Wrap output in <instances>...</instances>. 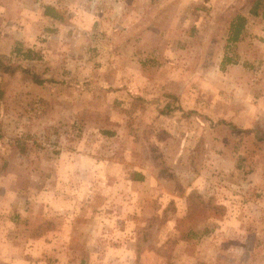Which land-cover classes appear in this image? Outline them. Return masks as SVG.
Instances as JSON below:
<instances>
[{"label": "rangeland", "instance_id": "374dc122", "mask_svg": "<svg viewBox=\"0 0 264 264\" xmlns=\"http://www.w3.org/2000/svg\"><path fill=\"white\" fill-rule=\"evenodd\" d=\"M263 12L0 0V264H264Z\"/></svg>", "mask_w": 264, "mask_h": 264}, {"label": "trees", "instance_id": "16d2710c", "mask_svg": "<svg viewBox=\"0 0 264 264\" xmlns=\"http://www.w3.org/2000/svg\"><path fill=\"white\" fill-rule=\"evenodd\" d=\"M257 3L258 2H256V4ZM257 6L258 5H254V7L252 9V15H254V16L257 15V13H256ZM49 9L50 8H48V7L46 8V10L44 12V16H51L50 13H49V11H50ZM262 18L264 19V12L262 14ZM245 23H246V20L242 16H236L234 18V20L231 22L230 28H229V33H228V38H227L228 43H236L237 41H239V39L241 38L242 32H243V29L245 27ZM17 52H18V50H17ZM31 54H32L31 51H27L26 54H24V57L25 58H31ZM33 59H34V57H33ZM226 59L227 58L224 57V59L222 61L223 64H225V62L227 63ZM228 63H230V62H228ZM10 71H12L10 66L4 65V64H0V72H1L0 75L4 74V73H9ZM25 73L28 74L29 71H26ZM43 82H44V80L36 78V77H33V83L42 84ZM2 93H3V90H2V86L0 84V99L2 98V95H3ZM250 132L254 133V135L260 141L264 140V134L260 133V131L258 129L250 130ZM134 178L140 180L141 176L140 175H134Z\"/></svg>", "mask_w": 264, "mask_h": 264}]
</instances>
